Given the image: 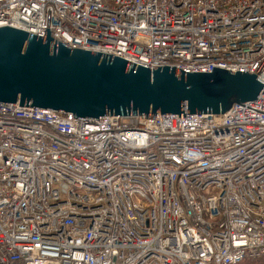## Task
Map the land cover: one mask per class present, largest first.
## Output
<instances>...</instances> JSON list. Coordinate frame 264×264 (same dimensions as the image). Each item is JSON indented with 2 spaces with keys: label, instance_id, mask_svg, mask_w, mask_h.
I'll return each instance as SVG.
<instances>
[{
  "label": "built area",
  "instance_id": "2783aa9c",
  "mask_svg": "<svg viewBox=\"0 0 264 264\" xmlns=\"http://www.w3.org/2000/svg\"><path fill=\"white\" fill-rule=\"evenodd\" d=\"M154 69L255 73L264 0H0L11 26ZM264 84V64L257 73ZM102 115L0 101V264L264 257V88L225 113Z\"/></svg>",
  "mask_w": 264,
  "mask_h": 264
},
{
  "label": "water",
  "instance_id": "95a60500",
  "mask_svg": "<svg viewBox=\"0 0 264 264\" xmlns=\"http://www.w3.org/2000/svg\"><path fill=\"white\" fill-rule=\"evenodd\" d=\"M0 27V101L98 119L102 115L225 113L257 99V73L212 67L188 72L175 66L149 69L114 54L73 48L50 35Z\"/></svg>",
  "mask_w": 264,
  "mask_h": 264
},
{
  "label": "rangeland",
  "instance_id": "374dc122",
  "mask_svg": "<svg viewBox=\"0 0 264 264\" xmlns=\"http://www.w3.org/2000/svg\"><path fill=\"white\" fill-rule=\"evenodd\" d=\"M263 259H251V260H246V261H244L243 263H245V262H249V263H251V262H253V263H256V262H258V261H262ZM263 263V262H262ZM258 264H261V263H258Z\"/></svg>",
  "mask_w": 264,
  "mask_h": 264
},
{
  "label": "trees",
  "instance_id": "16d2710c",
  "mask_svg": "<svg viewBox=\"0 0 264 264\" xmlns=\"http://www.w3.org/2000/svg\"><path fill=\"white\" fill-rule=\"evenodd\" d=\"M260 259V258H259ZM261 259H263L262 261H258V262H256V263H253V262H251V263H249V262H245V263H239V264H258V263H261V264H264V257H261ZM263 262V263H262Z\"/></svg>",
  "mask_w": 264,
  "mask_h": 264
}]
</instances>
